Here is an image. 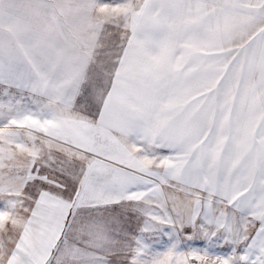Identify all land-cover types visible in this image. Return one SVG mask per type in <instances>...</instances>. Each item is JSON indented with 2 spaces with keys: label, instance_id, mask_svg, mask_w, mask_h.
<instances>
[{
  "label": "snow or ice",
  "instance_id": "snow-or-ice-1",
  "mask_svg": "<svg viewBox=\"0 0 264 264\" xmlns=\"http://www.w3.org/2000/svg\"><path fill=\"white\" fill-rule=\"evenodd\" d=\"M0 264H264V0H0Z\"/></svg>",
  "mask_w": 264,
  "mask_h": 264
}]
</instances>
